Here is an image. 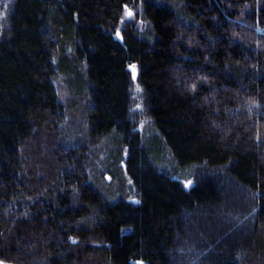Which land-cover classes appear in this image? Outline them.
<instances>
[{
  "label": "trees",
  "instance_id": "1",
  "mask_svg": "<svg viewBox=\"0 0 264 264\" xmlns=\"http://www.w3.org/2000/svg\"><path fill=\"white\" fill-rule=\"evenodd\" d=\"M1 15L0 261L264 264V0Z\"/></svg>",
  "mask_w": 264,
  "mask_h": 264
},
{
  "label": "rangeland",
  "instance_id": "2",
  "mask_svg": "<svg viewBox=\"0 0 264 264\" xmlns=\"http://www.w3.org/2000/svg\"><path fill=\"white\" fill-rule=\"evenodd\" d=\"M13 1L14 0H1V5H2V15H1V17H2V19H4L6 17V14L10 10V7H11ZM129 13H131V15H129ZM126 19L127 20H134L135 19L134 12H128L126 14ZM133 78H134V80H136V78H137L135 72L133 73ZM135 86L137 87V91L133 92V98H134V102L135 103H139V101H140V96L139 95H141V94L139 92L137 84H135ZM0 264H11V263L0 261Z\"/></svg>",
  "mask_w": 264,
  "mask_h": 264
},
{
  "label": "snow or ice",
  "instance_id": "3",
  "mask_svg": "<svg viewBox=\"0 0 264 264\" xmlns=\"http://www.w3.org/2000/svg\"><path fill=\"white\" fill-rule=\"evenodd\" d=\"M129 15H131V13H129ZM134 67V66H133Z\"/></svg>",
  "mask_w": 264,
  "mask_h": 264
}]
</instances>
